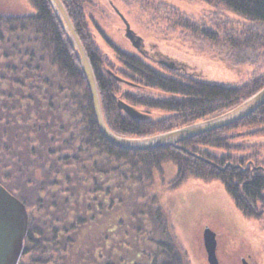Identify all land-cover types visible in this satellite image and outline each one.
<instances>
[{"label": "trees", "instance_id": "obj_1", "mask_svg": "<svg viewBox=\"0 0 264 264\" xmlns=\"http://www.w3.org/2000/svg\"><path fill=\"white\" fill-rule=\"evenodd\" d=\"M29 1L32 11H0V184L28 213L19 264H189L166 230L154 192V175L163 173L166 162L175 166L173 188L190 177L217 180L244 217L264 219V165L255 153L237 154L252 146L234 142L241 127L251 130L247 135L264 134V103L242 120L179 146L116 147L99 132L83 73L48 1ZM204 1L248 24L239 29L232 21H215L211 29L153 1L131 5L144 7L152 22L220 45V56L250 64L253 75L239 86L205 82L162 73L117 51L125 83L155 94L123 92L124 80L101 67L87 23L90 18L95 25L86 12L89 0H61L87 53L111 130L128 137L166 132L223 113L264 86V0ZM119 100L165 115L139 111L140 117H131Z\"/></svg>", "mask_w": 264, "mask_h": 264}, {"label": "rangeland", "instance_id": "obj_2", "mask_svg": "<svg viewBox=\"0 0 264 264\" xmlns=\"http://www.w3.org/2000/svg\"><path fill=\"white\" fill-rule=\"evenodd\" d=\"M110 1L128 19L131 29L141 36L147 50L160 52L158 58L172 60L180 68H184V71L174 70L177 72L172 71L173 73L230 86H239L253 75V67L250 64H234L220 56V45L204 38L191 35L190 37L179 27L173 29L161 21H150L144 7L131 5L133 0H89L87 16L95 20V25L90 18L87 20L90 34L101 53L102 69L110 71L113 75L123 78L119 71L123 64L118 59L115 47L133 53L137 51L125 37L124 24L112 9ZM149 1L156 2L157 6L170 7L184 13L187 18L197 21L198 26L202 27L212 29L215 21L223 23L226 20L232 21L239 29L248 24L245 19L221 5L210 4L204 0ZM32 10L29 0H0L1 12L22 14ZM101 32L106 38H103ZM158 71L169 73L167 70ZM124 89L134 91L123 84L121 90ZM142 90L155 94L159 92L155 89ZM136 109L153 117L165 115L164 111L146 110L142 106H136ZM250 131L245 127L235 130L234 135L240 136L234 138V142L252 146L237 154L242 156L255 153L257 162L264 165V134L247 135ZM212 151L216 154L222 153L221 150ZM253 163L255 164L251 161V164ZM162 167L163 173L156 172L154 175V192L159 196L163 207L166 230L175 238L176 245L186 253L189 264H208L202 237L205 227L215 233L218 256L224 264H240L241 255H250L256 264H264V219L244 217L217 180L202 181L190 177L173 188L171 182L175 176V166L166 162Z\"/></svg>", "mask_w": 264, "mask_h": 264}, {"label": "water", "instance_id": "obj_3", "mask_svg": "<svg viewBox=\"0 0 264 264\" xmlns=\"http://www.w3.org/2000/svg\"><path fill=\"white\" fill-rule=\"evenodd\" d=\"M62 31L77 59L87 84L94 118L101 135L112 145L126 150H152L167 146H179V143L212 130L234 124L252 114L264 103V86L253 95L218 115L204 118L196 122L151 136L128 137L111 130L106 124L101 108L96 80L90 65L85 48L75 30V27L61 0H47ZM114 12L121 18L125 25V36L131 44L141 52L142 39L131 29L128 21L120 10L110 1ZM159 63L166 67L179 70L180 67L172 60L159 59ZM118 106L131 117H140L141 113L122 100ZM229 164V163H228ZM239 167L240 165H232ZM247 167V165H246ZM28 231V213L25 205L16 196L0 184V264H19L23 254L24 239ZM203 244L209 264H217L215 256V233L205 227L202 233ZM249 264V263H245Z\"/></svg>", "mask_w": 264, "mask_h": 264}, {"label": "flooded vegetation", "instance_id": "obj_4", "mask_svg": "<svg viewBox=\"0 0 264 264\" xmlns=\"http://www.w3.org/2000/svg\"><path fill=\"white\" fill-rule=\"evenodd\" d=\"M121 12V11H120ZM122 13V12H121ZM123 14V13H122ZM125 17V16H124ZM126 18V17H125ZM119 19L121 20V18L119 17ZM126 20H128L127 18H126ZM122 21V20H121ZM122 23H123V21H122ZM129 23V22H128ZM124 24V23H123ZM130 25V24H129ZM124 27H125V25H124ZM133 30V29H132ZM134 31V30H133ZM135 32V31H134ZM136 34V33H135ZM102 36H103V38H106V35L105 34H101ZM124 35H125V31H124ZM136 35H138V34H136ZM139 36V35H138ZM126 37V36H125ZM141 37V36H140ZM142 39V38H141ZM130 42V41H129ZM142 42V44H141V46H140V48H141V52H139L132 44V46H133V48L137 51L136 53H133V52H128V51H125V50H122V49H120V48H118V47H115L116 49V53H118L117 51H119V52H125V53H128V54H132V55H136V56H138V57H140L143 61H145L146 63H148L150 66H152L153 68H155V69H157V70H163V71H166V70H169V71H173V72H177V71H184V68L182 67V68H180L179 70H177V71H174V70H172V69H170V68H168V67H166L164 64H161V63H159L158 62V60L160 59V58H158V55H160V52H157V53H153V52H150L149 50H147L146 48H145V44H144V40H142L141 41ZM131 43V42H130ZM159 53V54H158ZM153 64V65H151V64ZM120 78V77H119ZM122 80H124V82H120V83H122V85L124 84V85H126L127 87H129V88H133V90L134 91H132V92H135L136 91V89L137 88H139V89H142V88H140V87H138V86H136V85H127L125 82H127V80L124 78H121ZM123 92L125 91V92H130L131 93V91L130 90H128V89H124V90H122ZM142 91H145V90H142ZM146 109V108H145ZM146 110H148V109H146ZM215 241H216V246H215V256H216V259H217V264H224L223 262H222V260L220 259V257L218 256V247H217V239H216V235H215ZM206 261H207V254H206ZM239 261H240V264H245L246 262L247 263H249V264H256L251 258H250V255H241V256H239ZM207 263H208V261H207ZM191 264V263H190ZM209 264V263H208Z\"/></svg>", "mask_w": 264, "mask_h": 264}]
</instances>
